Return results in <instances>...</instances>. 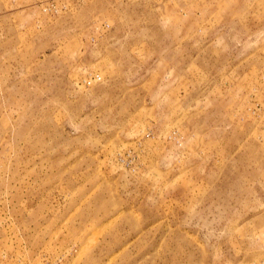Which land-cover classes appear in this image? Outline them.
I'll return each instance as SVG.
<instances>
[{
	"label": "rangeland",
	"instance_id": "rangeland-1",
	"mask_svg": "<svg viewBox=\"0 0 264 264\" xmlns=\"http://www.w3.org/2000/svg\"><path fill=\"white\" fill-rule=\"evenodd\" d=\"M0 264H264V0H0Z\"/></svg>",
	"mask_w": 264,
	"mask_h": 264
}]
</instances>
